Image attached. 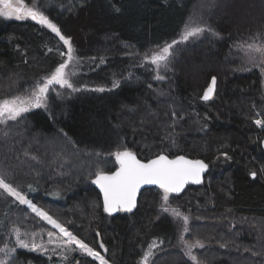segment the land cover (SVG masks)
<instances>
[{"label": "trees", "instance_id": "1", "mask_svg": "<svg viewBox=\"0 0 264 264\" xmlns=\"http://www.w3.org/2000/svg\"><path fill=\"white\" fill-rule=\"evenodd\" d=\"M35 2L70 38L79 90L0 123V177L113 264H138L151 241L162 248L150 264H193L163 207L187 213L184 239L203 243L193 249L201 263L264 264V127L255 123L264 121V99L258 70L244 69L239 52L246 42L264 43V0ZM186 24L204 31L174 45L168 73L158 79L145 52L179 41ZM67 51L37 21L0 22V80L10 75L9 86L16 79L34 85ZM212 77L215 91L204 100ZM125 149L142 161L183 155L208 167L167 205L162 190L147 187L133 211L109 214L93 179L115 170L114 153ZM28 209L0 188V251L15 227L50 230ZM47 252L17 249L5 264H60ZM67 257L64 264H99Z\"/></svg>", "mask_w": 264, "mask_h": 264}, {"label": "snow or ice", "instance_id": "2", "mask_svg": "<svg viewBox=\"0 0 264 264\" xmlns=\"http://www.w3.org/2000/svg\"><path fill=\"white\" fill-rule=\"evenodd\" d=\"M0 16L15 17L16 19L30 18L37 21L41 25H45L51 29L65 45L68 46L67 53H61V56L67 55V59L63 60L47 77L38 81L27 95H14L11 97L0 98V123H7L8 121H16L21 118L23 114L29 112L33 108L44 107L47 102V95L49 90L58 85L61 88H68L72 91H78L72 80L73 72L69 71V67L74 60L73 48L70 38H66L61 34L60 28L53 23L48 16H46L36 4L35 0L32 6L29 7L25 4L24 0H0ZM204 31V28L190 24H186L179 41L174 40L171 44H165L158 50H153L150 53L144 54V60L149 61L151 64L159 68L161 65L167 66L169 57L172 55L174 45L183 43L191 37H196ZM246 54L249 55V62L254 66L261 67L264 71V44H249L246 46ZM259 56L257 65L256 57ZM158 79L163 77L158 76ZM116 86V83L113 85ZM216 77H212L211 81L204 91L203 99L208 100L211 98L215 91ZM103 91V89H99ZM257 125L264 127V121L257 120ZM115 162L119 167L111 173H106L98 170L96 178L93 183L98 185L100 191L103 193V207L107 213L115 211H128L131 212L136 207L137 193L142 185H157L162 190V200L165 205L169 202L171 193H179L186 184L200 183L202 173L207 169V164L202 160H191L184 156H176L174 159H169L167 155L161 154L154 159L143 162L137 156L125 149L114 153ZM252 176L255 177L256 173L253 172ZM0 188H3L10 195L14 196L20 203L28 204L34 212L48 220L54 227L58 228L60 232L67 237L68 244H75L82 252L87 253L88 256L94 257L99 261V264H108L105 258L93 248L89 247L83 240L78 239L61 224L53 220L47 213L38 209L31 201H28L25 196L13 188L10 184L0 177ZM168 207H163L164 212H168ZM173 215L183 221V232H188V217L184 216L176 209H171ZM51 235V234H50ZM181 241L184 244L185 255L193 261V264H201L198 257L193 254L194 248H203L204 245L201 241L189 242L184 240L181 236ZM21 247H27L23 241H20ZM103 247V244L100 245ZM36 246H34L35 249ZM152 247L145 252L142 264H148L149 257L152 255ZM0 264H4L0 261Z\"/></svg>", "mask_w": 264, "mask_h": 264}, {"label": "rangeland", "instance_id": "3", "mask_svg": "<svg viewBox=\"0 0 264 264\" xmlns=\"http://www.w3.org/2000/svg\"><path fill=\"white\" fill-rule=\"evenodd\" d=\"M14 2H15V0H14ZM27 6L31 7L32 4H29ZM14 18H15L14 16L13 17H3V16H0V22H1L2 19H4V20H10V19H14ZM249 44L262 45L264 43H262L260 41H256V42L253 41L251 43H247L246 42V43L243 44V46H241V48L239 50V52H240V59L242 57V63H244V66H243L244 69L248 70L249 68H254V69L258 70V72L260 74V84H261V92H262L261 95L263 96V99H264V71L261 70V67L254 66L252 63L249 62V55L246 54V46L249 45ZM145 53H148V51H146ZM256 59H257V65H258V62H259V59H260L259 56H257ZM145 63H148L147 64V68L150 67V62L149 61H146ZM71 65L73 66V62L71 63ZM71 65L69 67V71L74 72L73 69H72V67H71ZM152 66H153V69H154V71H155V73H156L157 76L163 77V76H165L168 73L167 67H165L164 65H161L159 68H157V66L156 65H153V64H152ZM4 81H6V82H4ZM11 81H12V77L10 75L9 76H6V80H3V81L0 80V91L1 90H4L7 95L8 94H11V95H27V94L30 93L31 89L37 83L36 82L34 85H30L27 88V86H24V87L22 86L25 83H23L19 79H16L15 80V81H17L19 83L9 86V83H11ZM74 86H75V84H74ZM22 88H24L26 90L28 89V91H24L22 93L21 91H19ZM8 90H13V91H16V92L13 93V91L12 92H9ZM69 94H72V90L71 89L61 88L58 85H54L49 90V93L47 95V100L49 99V97H52V96L53 97H57L58 99H61V98H64L66 95H69ZM11 95L9 97H11ZM257 120L263 121V119L261 117H258L255 120V123H256ZM258 126L259 127H262L260 125H258ZM6 193L9 194L8 192H6ZM10 196L13 197L18 203H20L14 196H12V195H10ZM25 198L28 200V198L26 196H25ZM28 201H30V200H28ZM20 204H22V203H20ZM23 205L27 206L29 208L28 210L31 211L37 217L39 224L42 223L44 226L49 225L47 227H49L50 230H45V229L42 230L40 228V225H33V227L35 228L33 232H28L27 229H24L23 230V228L21 229L19 227H15L13 229V233H12V238H13L12 241L11 242L9 241L6 244H4L2 250L0 251V261H3L4 264H5V262L7 260H10V256H12L17 249H23V250H26V251H31V252H34L36 254H46L45 251L47 250L48 251L47 253L50 255V258H52L53 255H56L57 258H58V261H60V264H64L62 262V259H64L65 257H66L65 259H67L68 258L67 256H68V254L70 252H72V256H75L76 258H80L81 256H87V257H90L91 259L96 260L94 257L88 256L87 253L82 252V250H80L79 247L77 245H75L74 243L73 244H68L67 243V237H65L60 232V230L58 228L54 227L51 223L48 222V220H46L42 216L38 215L37 212H34L32 210V208H30L28 206V204H23ZM169 209L170 210L168 212H166V213L172 218L173 222L178 226V233H180V236L178 237L177 243L181 246L182 251L185 252L184 244L181 241V236H183V238H184V235L186 233V232H183V221L181 219L177 218L175 215H173L171 209H176L180 213H182L184 216H187L188 217V224H189V216L187 215V213H183L178 208L170 207ZM187 227H188V225H187ZM20 241H23V243L26 244L27 247H21L20 246ZM150 245H153V247H152V255L149 257L148 264H150V261L152 259L151 257L157 251H159L160 248H162L161 246H159V244L157 242L151 241V243H149L145 247V249L143 250V254H142V256H141L138 264H142L143 256H144L145 252H147L149 250V246ZM34 246H36L35 249H34ZM195 249H197V248H194V250ZM103 257L108 262V264H113L105 256H103ZM68 260L69 259H67L66 261H68ZM66 261H64V262H66ZM96 261L99 263L98 260H96ZM30 264H32V263H30ZM201 264H204V262L201 263Z\"/></svg>", "mask_w": 264, "mask_h": 264}, {"label": "water", "instance_id": "4", "mask_svg": "<svg viewBox=\"0 0 264 264\" xmlns=\"http://www.w3.org/2000/svg\"><path fill=\"white\" fill-rule=\"evenodd\" d=\"M261 146H262V148H263V150H264V139H262V141H261ZM165 155V154H164ZM179 156H183V155H179ZM157 156H155V157H153V158H151V159H154V158H156ZM169 157V156H168ZM184 157H186L187 159H191V160H201V159H194V158H191V157H187V156H184ZM175 157H173V158H171V157H169V159H174ZM142 161V160H141ZM203 161V160H202ZM143 162H147V161H143ZM204 162V161H203ZM205 163V162H204ZM206 164V163H205ZM118 167H119V165H118ZM117 167V168H118ZM116 168V169H117ZM115 169V170H116ZM115 170H113L112 172H114ZM205 172H206V170L202 173V177H201V180L203 179V177H204V174H205ZM107 173H111V172H107ZM95 178H96V176H95ZM95 178L93 179V180H95ZM93 185L95 186V188L99 191V193H100V195H101V199H102V205H103V193L100 191V188H99V186L98 185H96V184H94L93 183ZM187 185V184H186ZM186 185L184 186V188L181 190V191H183L184 189H185V187H186ZM147 187H157V188H159L157 185H142L141 186V188H140V190L138 191V193H137V199H138V196H139V194H140V192L144 189V188H147ZM180 191V192H181ZM137 199H136V204H137ZM104 208V207H103ZM135 208H133V210H134ZM132 210V211H133ZM116 212H118V211H115V212H113V213H111V214H114V213H116ZM121 212H128V211H123V210H121ZM110 214V213H109Z\"/></svg>", "mask_w": 264, "mask_h": 264}]
</instances>
